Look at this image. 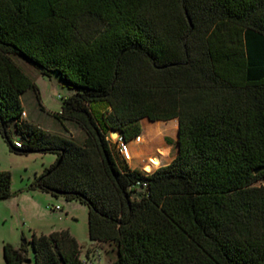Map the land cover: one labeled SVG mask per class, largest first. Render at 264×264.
Listing matches in <instances>:
<instances>
[{
  "label": "trees",
  "instance_id": "1",
  "mask_svg": "<svg viewBox=\"0 0 264 264\" xmlns=\"http://www.w3.org/2000/svg\"><path fill=\"white\" fill-rule=\"evenodd\" d=\"M21 59L69 90L54 118L81 143L24 120L37 86ZM143 119L178 120L177 155L152 173L109 138L132 142ZM0 133L58 156L30 189L86 205L115 264H264V0H0ZM11 186L0 172V202ZM29 244L35 264H94L68 230L5 244L6 264Z\"/></svg>",
  "mask_w": 264,
  "mask_h": 264
},
{
  "label": "rangeland",
  "instance_id": "2",
  "mask_svg": "<svg viewBox=\"0 0 264 264\" xmlns=\"http://www.w3.org/2000/svg\"><path fill=\"white\" fill-rule=\"evenodd\" d=\"M21 59L19 64L35 80L37 88L25 92L22 97L23 108L27 117L25 121L40 128L44 132L73 138L81 143L85 134L75 124L66 122L63 126L54 118V114L61 113L63 98L69 96V90L63 86L58 76L53 78L41 76L33 67L26 65ZM38 89V90H37ZM144 123L142 143L139 146L149 148L150 156L142 159L141 165L147 173H152L159 167L171 162L177 155V122ZM12 142L18 141L19 136L15 127L11 129ZM115 155L116 139L110 135ZM132 143H135L134 141ZM131 145V144H130ZM140 148V147H139ZM167 150H166V149ZM132 153V151H131ZM134 160L133 155H131ZM160 163L155 165L153 158ZM58 156L55 154H20L15 152L7 139L0 133V172H10L12 176V197L0 202V264H6L3 254L5 244L20 248L29 243L34 235L41 236L49 232L68 230L77 238L82 247L81 257H88L94 264H115L116 254L109 245H98L91 242L88 227V207L77 201H69L63 196L34 191L30 186L36 176L56 164ZM120 161V160H119ZM148 167V169H146ZM151 167V172L147 171ZM57 207L60 210H57ZM28 260L35 264L32 246L28 245ZM28 264V263H24Z\"/></svg>",
  "mask_w": 264,
  "mask_h": 264
},
{
  "label": "crops",
  "instance_id": "3",
  "mask_svg": "<svg viewBox=\"0 0 264 264\" xmlns=\"http://www.w3.org/2000/svg\"><path fill=\"white\" fill-rule=\"evenodd\" d=\"M25 120V119H24ZM173 121H176L177 122V131H178V120H173ZM172 122V121H171ZM171 122H168V123H171ZM146 123L147 126H152L151 124L153 123H158V122H150L149 120L147 119H143L141 121V127H143L142 125ZM159 123H164V122H159ZM166 124V123H165ZM143 129V128H142ZM141 136H144L146 137L147 135H144V131H142V134ZM133 142V141H132ZM130 142L131 144V151H132V155H133V158L134 160L133 161H130L128 162V166L130 169H140V170H143V166L141 165V162H142V159L146 158V157H149L150 156V152L149 151V148H147V146L145 148H142V146H139L138 143H132ZM140 147V148H139ZM166 149V148H165ZM167 150V149H166ZM117 153H118V147L116 149ZM119 155V153H118ZM120 159H122L121 156H119ZM173 160V159H172ZM171 160V162H172ZM169 162V163H171ZM167 163V164H169ZM167 164H164V165H167ZM51 233H53V231L49 232L48 234H43V235H50ZM77 239V238H76Z\"/></svg>",
  "mask_w": 264,
  "mask_h": 264
},
{
  "label": "built area",
  "instance_id": "4",
  "mask_svg": "<svg viewBox=\"0 0 264 264\" xmlns=\"http://www.w3.org/2000/svg\"><path fill=\"white\" fill-rule=\"evenodd\" d=\"M26 113H23V117H26ZM143 137L142 136H139L137 137L136 139H134L133 141L135 143H138V144H141L143 141H142ZM14 145L17 147V148H21L22 147V142L21 141H15L14 142ZM116 145L118 147V151H119V154L121 155L122 159L128 163L131 161L132 157V153H131V145L130 143H127L124 141V139L119 136L117 141H116ZM60 208L57 207V210H59ZM89 264H92V263H89Z\"/></svg>",
  "mask_w": 264,
  "mask_h": 264
},
{
  "label": "water",
  "instance_id": "5",
  "mask_svg": "<svg viewBox=\"0 0 264 264\" xmlns=\"http://www.w3.org/2000/svg\"><path fill=\"white\" fill-rule=\"evenodd\" d=\"M120 136V134L119 133H117V132H111V137L113 138V139H116L117 137H119ZM177 140H178V133H177ZM153 160V162L154 161H159V159L156 157V158H153L152 159ZM60 162L61 161H59V163H58V165L60 164ZM155 163V162H154ZM148 168V167H147ZM146 168V169H147ZM148 171V170H147ZM26 263H28V264H31L32 263V261L31 260H28Z\"/></svg>",
  "mask_w": 264,
  "mask_h": 264
},
{
  "label": "bare ground",
  "instance_id": "6",
  "mask_svg": "<svg viewBox=\"0 0 264 264\" xmlns=\"http://www.w3.org/2000/svg\"><path fill=\"white\" fill-rule=\"evenodd\" d=\"M148 169V168H147Z\"/></svg>",
  "mask_w": 264,
  "mask_h": 264
}]
</instances>
